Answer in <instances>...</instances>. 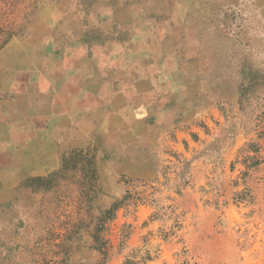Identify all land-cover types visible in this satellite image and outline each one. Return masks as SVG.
<instances>
[{
  "label": "rangeland",
  "instance_id": "rangeland-1",
  "mask_svg": "<svg viewBox=\"0 0 264 264\" xmlns=\"http://www.w3.org/2000/svg\"><path fill=\"white\" fill-rule=\"evenodd\" d=\"M0 264H264V0H0Z\"/></svg>",
  "mask_w": 264,
  "mask_h": 264
}]
</instances>
